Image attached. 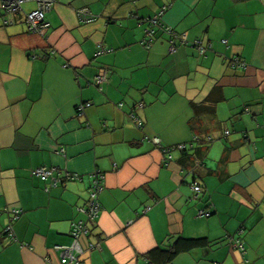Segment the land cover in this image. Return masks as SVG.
Instances as JSON below:
<instances>
[{
    "label": "crops",
    "instance_id": "obj_1",
    "mask_svg": "<svg viewBox=\"0 0 264 264\" xmlns=\"http://www.w3.org/2000/svg\"><path fill=\"white\" fill-rule=\"evenodd\" d=\"M163 7L160 23L188 42L174 52L159 25L143 44ZM83 9L92 20H80ZM46 21L44 35L29 33L23 14L0 21V264H58L54 247L72 243L97 171L100 212L78 264H146L178 237L209 244L169 264H264V0H57ZM195 40L211 44L205 56ZM145 137L198 141L169 158ZM40 166L81 180L45 192L31 175ZM193 185L201 193L188 202ZM235 236L243 253L227 242Z\"/></svg>",
    "mask_w": 264,
    "mask_h": 264
},
{
    "label": "built area",
    "instance_id": "obj_2",
    "mask_svg": "<svg viewBox=\"0 0 264 264\" xmlns=\"http://www.w3.org/2000/svg\"><path fill=\"white\" fill-rule=\"evenodd\" d=\"M28 3L33 4L34 7L31 10L23 13V6ZM56 3L57 0H0V21L4 26H10L15 23V18L19 14H23V20L26 25L27 31L32 34L44 35L49 28V24L46 21V14L52 10L53 6ZM164 10L165 7H163L153 18L146 21V23H148V28L145 31V39L143 40V44H145L146 48H149L148 44L151 42V38L154 33V27L159 25L165 31V33L169 35V51L174 52L176 50L177 43L186 45V43L188 42L184 34H177L173 32L171 28L160 23L161 16ZM77 15L82 21H89L93 19V17L90 16L89 13L84 9L78 10ZM222 43L227 46L226 40H222ZM190 45L197 50L199 56H205L206 52L211 49V44L209 42L205 43L201 40H195ZM99 49L100 50L98 51V55L104 53L103 49ZM228 65H230L234 69L241 70H244L247 67V64L241 61L238 57H232L228 61ZM63 67L66 68L67 65H63ZM104 80V76L98 75L94 78L93 82L95 85L100 86L104 82ZM89 105V103H84L77 106V114H83L84 109L89 107ZM130 116L136 127L138 129H141L143 127L142 122L134 114H131ZM225 134H228V132H226ZM144 140L159 148L161 153L168 156L169 158L172 151L182 152L185 149H193L194 143L198 141V139L194 137L189 146L177 145L166 147L161 144L160 140L157 137H145ZM31 175L45 183V192H49V190L57 188L64 183L81 180V176L65 171H60L55 167L40 166L32 170ZM89 177L90 186L88 189L86 205L83 207H78L76 209V211L84 218L83 220L72 223L70 232L72 243L69 246L54 247V250L58 252L59 256L58 264H78V258L83 253V250L79 244V240L82 236L87 235V224L91 221H94L99 216V196L103 190L104 174L97 171L92 173ZM192 190L193 196L188 200V202L190 200H196L201 193V188L198 185H193ZM7 213L10 214V217L9 224L5 228V233L9 238L12 239L14 238V236L11 223L19 218L21 212L19 209H12L7 211ZM209 216L210 212H208L207 210H201L198 212L199 218ZM227 242L229 243V245H231V247L237 249L239 252H244V247L239 237H228ZM93 247V245L89 244L90 250L93 249Z\"/></svg>",
    "mask_w": 264,
    "mask_h": 264
},
{
    "label": "trees",
    "instance_id": "obj_3",
    "mask_svg": "<svg viewBox=\"0 0 264 264\" xmlns=\"http://www.w3.org/2000/svg\"><path fill=\"white\" fill-rule=\"evenodd\" d=\"M192 150L193 149H185L181 152V154L184 156ZM208 244L209 241L205 238L186 239L178 237L172 242L169 239L168 245H165L163 248L158 247L154 249L146 254L144 258H146V264H169L179 253L189 251L193 248L206 246Z\"/></svg>",
    "mask_w": 264,
    "mask_h": 264
}]
</instances>
